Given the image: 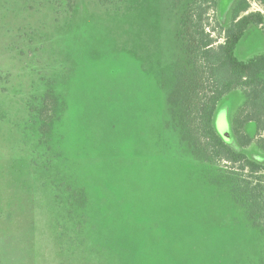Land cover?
Instances as JSON below:
<instances>
[{
	"label": "rangeland",
	"instance_id": "374dc122",
	"mask_svg": "<svg viewBox=\"0 0 264 264\" xmlns=\"http://www.w3.org/2000/svg\"><path fill=\"white\" fill-rule=\"evenodd\" d=\"M197 1L0 0V264H264L225 164L185 135ZM214 1L226 27L238 0ZM263 54L250 26L235 55ZM243 102L220 101L218 134Z\"/></svg>",
	"mask_w": 264,
	"mask_h": 264
},
{
	"label": "trees",
	"instance_id": "16d2710c",
	"mask_svg": "<svg viewBox=\"0 0 264 264\" xmlns=\"http://www.w3.org/2000/svg\"><path fill=\"white\" fill-rule=\"evenodd\" d=\"M98 1L108 4L123 0ZM254 1L264 7V0ZM192 6L190 15L181 19V27L188 28L192 44L187 52L194 72L189 85L194 87L193 92L184 107L185 135L193 147H198L203 161L225 164L227 177H224L231 184L232 192L244 196L250 205L251 217L264 236V164L251 160L243 152L252 144L264 151V54L247 62L235 55L250 26L262 28L264 32V16L250 12L248 0H238L231 10L229 24L222 27L210 24L207 19L215 6L214 0H198ZM234 91L241 92L244 102L231 120L229 138L235 140L241 151L234 150L215 127L220 101ZM248 124L255 126L254 135L247 133ZM228 167L234 173L228 174Z\"/></svg>",
	"mask_w": 264,
	"mask_h": 264
},
{
	"label": "water",
	"instance_id": "95a60500",
	"mask_svg": "<svg viewBox=\"0 0 264 264\" xmlns=\"http://www.w3.org/2000/svg\"><path fill=\"white\" fill-rule=\"evenodd\" d=\"M221 135H222V137H223L225 140L228 139V136H229L228 132H222Z\"/></svg>",
	"mask_w": 264,
	"mask_h": 264
},
{
	"label": "built area",
	"instance_id": "2783aa9c",
	"mask_svg": "<svg viewBox=\"0 0 264 264\" xmlns=\"http://www.w3.org/2000/svg\"><path fill=\"white\" fill-rule=\"evenodd\" d=\"M253 2H254L253 4H255V5H256V2H255L254 0H253Z\"/></svg>",
	"mask_w": 264,
	"mask_h": 264
}]
</instances>
